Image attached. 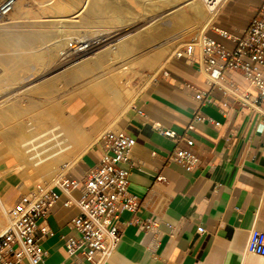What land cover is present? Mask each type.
<instances>
[{
  "label": "crops",
  "instance_id": "1",
  "mask_svg": "<svg viewBox=\"0 0 264 264\" xmlns=\"http://www.w3.org/2000/svg\"><path fill=\"white\" fill-rule=\"evenodd\" d=\"M258 6L257 0H230L207 36L233 48L235 44L217 30L239 36ZM226 73L239 91L251 92L239 72ZM197 92L204 94L201 100L195 98ZM118 114L111 123L98 116L95 130L89 131L109 124L115 134L132 139L127 192L140 205L119 214L121 237L106 264H264V257L244 252L251 230L264 233V118L207 85L195 63L175 56ZM160 130L173 131L175 139ZM105 145L101 135L66 167L64 176L82 180ZM176 148L195 155V168L170 160ZM14 183L0 174V194L7 202L19 198ZM58 193L40 224L50 233L35 231L37 244L47 252L37 264H66L77 257L66 254L64 240L79 236L71 220L79 214L75 201L80 192L76 188ZM78 264L92 262L79 258Z\"/></svg>",
  "mask_w": 264,
  "mask_h": 264
},
{
  "label": "rangeland",
  "instance_id": "2",
  "mask_svg": "<svg viewBox=\"0 0 264 264\" xmlns=\"http://www.w3.org/2000/svg\"><path fill=\"white\" fill-rule=\"evenodd\" d=\"M161 2L162 0H44L41 3L40 0H26L21 17L16 20L7 19L5 24L0 26V145L3 143L0 146V171L7 168L15 158H26L41 148L46 149V153L42 155L45 156L60 151L70 144L73 145V130L72 126L66 122L67 119H73L79 114H87L78 126L89 130L97 125L95 120L97 115L91 111L95 100L90 92H85L86 94L82 96L81 90L83 91L88 85L96 83L98 79L104 78L107 73L109 75H112V72L115 74V71L119 73V69L123 70L129 60H137L142 57L139 55H143L140 53L142 49V52L146 53L156 44L161 43L160 40H167L168 36L170 38L171 35L182 33L183 29L189 25L187 22H179L175 23L172 28L170 27L172 23L166 21V23H156L154 26L152 24L147 28L149 30L147 32L148 30L144 26L154 19L149 18L142 22L138 19L143 18V13L146 17L147 14L149 15L156 8L161 7L163 4ZM229 2L230 0H227L223 4L212 24L201 33L194 30L184 37L176 38L175 48L191 42L199 34L207 35V32L215 27L217 18ZM186 3L187 1L181 2L177 6V8L182 7L180 14H183L184 17H187L189 12ZM150 4L152 7L158 5L153 9ZM172 10H165L163 15ZM36 11L38 14L35 13ZM134 20H138L140 23L134 22ZM201 23L197 26L200 27ZM132 26L133 28H130ZM126 28L130 29L126 30ZM158 30L161 31L158 32ZM79 37L87 39L86 42L97 41L95 47L77 60L58 62L57 50L61 44H82L83 42H79ZM147 37L151 39H147ZM171 53L166 55L167 58L172 56L173 53ZM118 54H122V58H119ZM138 69L141 76L129 78L130 75H126L129 80L131 79L127 86H131L135 92L141 90L146 81L149 79L151 81V76L155 72L145 67ZM74 98L79 102H76L77 100L75 101ZM75 102L76 104H74ZM113 103L116 106L107 123H111L121 111L118 102L114 101ZM64 105H72L75 113L72 112L68 116V112L59 109ZM66 117L68 118L66 119ZM109 131L115 132L114 129ZM43 134L45 135L40 137ZM43 140L46 143L38 147L37 150L26 152V149L34 147ZM63 140L64 142H62ZM59 142L61 144H58ZM3 150L9 151L11 154L6 160H2L1 151ZM27 161L34 162V160ZM58 162L57 164L64 171L70 164L69 160H65L63 163ZM6 174L15 180L14 186L20 195H25L35 188V185L28 180L20 183L14 170L8 171ZM54 183L47 187H51ZM15 201L7 202L6 196L0 194L1 208L11 206ZM1 220V227L4 228L5 223L2 215Z\"/></svg>",
  "mask_w": 264,
  "mask_h": 264
},
{
  "label": "built area",
  "instance_id": "3",
  "mask_svg": "<svg viewBox=\"0 0 264 264\" xmlns=\"http://www.w3.org/2000/svg\"><path fill=\"white\" fill-rule=\"evenodd\" d=\"M203 1L207 7L219 10L227 0ZM257 1L259 6L255 15L239 36L217 30L219 36L235 44L233 48H227L203 33L174 51L172 56L195 63L207 85L233 96L264 118V0ZM14 3L15 0L0 1V26L5 24ZM229 71L239 72L252 88L251 92L239 91L227 76ZM203 96L197 92L195 98L201 100ZM159 133L175 139L171 130H160ZM102 138L107 145L82 180H70L62 174L51 187L33 188L20 195L11 206L3 208L5 227L0 231V264H16L22 260L37 264L46 257L47 252L36 242L35 231L40 229L43 234L50 233L40 224L58 200V191L70 192L76 188L80 192L75 201L79 214L71 220V225L79 236L66 238L64 247L68 256L77 257L66 264H78L79 258L92 264H106L121 237L123 224L119 214L137 210L140 203L127 192L132 168V139L111 131L102 134ZM185 142L188 146L193 144L188 139ZM169 158L188 170L195 168L197 162L194 154L181 148H176ZM196 231L202 233L203 229L198 227ZM244 252L264 257V233L251 230Z\"/></svg>",
  "mask_w": 264,
  "mask_h": 264
},
{
  "label": "bare ground",
  "instance_id": "4",
  "mask_svg": "<svg viewBox=\"0 0 264 264\" xmlns=\"http://www.w3.org/2000/svg\"><path fill=\"white\" fill-rule=\"evenodd\" d=\"M43 1L44 0H40L41 3ZM186 1H187L186 7L188 8L189 12L186 11V12H188V15H187V17H184L183 14H180V8H182V7L179 6V8H177V6L181 2H186ZM25 2H26V0H15L14 7H13L12 11L9 13L7 19L8 20H16V19L20 18L21 15L24 12V9H25V6H26ZM46 2H48V1H46ZM161 3H163V4H161V7H158V8H156V6L159 4V2L154 7H152V5L150 4L151 8H153V9L156 8V10L155 11L151 10L152 12L149 10L151 12L149 15L147 14L146 17H145L144 16L145 14L143 13V18L142 19H138L141 22L144 21V20H147L149 18L154 19L150 23L147 22L148 25L144 26L146 29L148 27H150L152 24H153L152 26H154V24H156V23H161V22L162 23L163 22L166 23V21L172 23V25H170V27H172V28H174V24L175 23H179V22L180 23H186L187 22V23H189V25L183 29L184 30L183 32L181 31L182 33H180V34L177 33V35H171L170 38H168L169 37L168 36L167 40H165V39L163 41L160 40L161 43L159 42V44H156V46H154L151 50L149 49L148 51H146V53H144L145 51L142 52L143 51V49H142L140 53H143V55L139 54L142 57H139L137 60L136 59L129 60L128 63L125 65V68H123V70H121L122 68L119 69L120 70L119 73L117 71H115L114 72L115 74H113V72L111 71L112 75H109L107 73V76L105 75L104 78L98 79L96 83L88 85L85 89H83V91L81 90L82 96H84L87 92H90L92 94V97L95 100V102H94L93 107L91 108V110H93L92 112H94V115L95 114L97 115L96 112L98 110H100V109L102 110L100 115H97V117L99 116V117H103L105 119L108 118V116L110 115L109 111L114 110V107L116 106L113 103L114 101L118 102V105L120 106L121 110L125 111L130 106L132 100L137 95V93L139 91H141V90H138L137 92H135L132 89L131 86L130 87L127 86L129 81L131 80V79L129 80V78H134L137 75L141 76V73L139 72L138 68L145 67L146 69H149L150 71L154 70L155 71L154 75H155V73L167 61L168 58H167L166 55L171 53L173 48H175V39L176 38L184 37V35L192 32L194 30H197V31H199L201 33L205 28H207V27H209L211 25V23L214 20L216 14L219 12L216 9H211V8L207 7L204 4L203 0H190V1L189 0H182V1L181 0L180 1H176V0H162ZM225 3L226 2H224V4ZM222 7H223V5H222ZM151 8H149V9H151ZM167 9L168 10L173 9V10L171 12L163 15L165 13V10H167ZM35 13H37V11ZM138 20L137 21L134 20V22L135 21L139 22ZM200 22H202V23L200 24V27H199L197 25ZM132 25L134 26V24H132ZM144 25H146V24H144ZM133 26L130 27V28H133ZM130 28H126V30H128ZM160 29H161V27H160ZM126 30H124V31L126 32ZM144 31H146V30H144ZM159 31H161V30H158V32ZM123 32H122V34H123ZM147 32H149V30ZM151 32H153V31H151ZM119 34H121V33H119ZM158 34H160V33H158ZM144 35H146V34H144ZM83 37H85V36H83ZM148 38L151 39L150 37H147V39ZM79 39L81 40V41L79 40V42H83L82 44H78V45H76V44H74V45L63 44L62 45L61 44V47L59 46L60 48L57 50V61L58 62H60V63L64 62L65 63V62H69V61H73V60H77V59L81 58L82 56H84L88 52H90L95 47L96 42H97V41H91V40H90V42H86L87 39L84 40V38H81V37H79ZM101 43H103V42H101ZM123 47H124V44H123ZM180 47L181 46L176 47L174 49V51L178 50ZM145 48L148 49V47H145ZM118 50H120V48H118ZM121 52H123V51H121ZM122 54L121 55L118 54V56H120L119 58H122L121 57ZM164 60H165V62H163ZM162 62H163V64H162ZM122 63H124V62H122ZM123 65H121V66H123ZM128 74L130 75L129 78L126 77V75H128ZM153 76H151V77H153ZM149 82H150V79L148 81H146L145 85H147ZM251 90H252V88H251ZM78 96H81V95H78ZM76 100L77 99H75V101ZM76 102H79V101L77 100ZM76 102L74 104H76ZM70 104H71V102H70ZM64 106H60L59 109L62 110V111L65 110L66 113L68 112V116H70V113H72V112L75 113V109L73 108L72 105L71 106L70 105H66L65 107ZM76 112H77V110H76ZM86 112H87V110H86ZM77 113H79V112H77ZM118 115L120 116V114H118ZM86 116H87V114H83V115L79 114L78 116H76L73 119L70 118L72 121L70 119H67L68 117H66V119H67L66 122H68L72 126L71 128L73 130V134H72V136H73V140H72L73 145L70 144L67 147L64 146L65 147L64 149H60V151L58 150L55 153L53 152V153L47 154L45 156H42V155L46 153V149L41 148V149H39V151H35V153H33L32 155L27 156L26 158H21V157L18 158L17 157V159L15 158V160L9 166H7V168H5L3 171H0V174L6 173V172L11 171V170H14L15 171V176H18L19 179H20V183H23V182L28 180L32 184L35 185V188H39V186L47 187L48 185L56 182L57 179L64 172V170H61V168L59 167V164H57L58 161H60V160H62V161L63 160L64 161L65 160H69L70 161L69 163L72 164L78 157H80L82 155V153H84L93 143H95L102 134H104L106 131H109L110 129H112L111 128L112 125H109V124L103 125L96 132L89 131V130L84 129L82 127L80 128L78 126V124H79V122L82 121V119L86 118ZM115 117H117V116H115ZM97 122H98V120H96V123ZM115 123H116V118H115ZM95 127L96 126H93L91 129L95 130ZM44 135L45 134H43L40 137H43ZM62 142H64V140ZM45 143H46L45 140L40 141L39 144H36L34 147L31 146L30 149H26V152L37 150L38 147L44 145ZM1 144L3 145V143H1ZM58 144H61V143L59 142ZM2 145H0V146H2ZM7 150H8V148H7ZM1 154L3 155V159L2 160L8 159L9 155H11L9 153V151H6V150L1 151ZM27 160H34V162L33 163H29ZM60 162H58V163H60ZM63 162H61V163H63ZM20 183H19V185H21ZM1 205H2V203L0 204V211H1V214H0V227H1V221H2L1 220V215L3 216V208H5V207L1 208ZM3 221L5 223L4 216H3ZM2 228L3 227H1V229ZM1 229H0V231H1Z\"/></svg>",
  "mask_w": 264,
  "mask_h": 264
}]
</instances>
